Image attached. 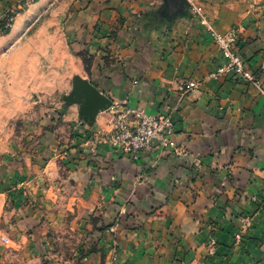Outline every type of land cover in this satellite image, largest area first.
Segmentation results:
<instances>
[{"label":"crops","instance_id":"crops-1","mask_svg":"<svg viewBox=\"0 0 264 264\" xmlns=\"http://www.w3.org/2000/svg\"><path fill=\"white\" fill-rule=\"evenodd\" d=\"M17 2L0 0V15ZM40 2L18 14L12 28ZM198 4L217 31L240 30L237 49L244 66L264 87V0ZM161 6L162 0H75L64 24L71 46L93 57L81 77L112 102L148 113L170 111V138L185 149L176 156L153 147L137 159L106 144L92 151L87 137L109 127L110 110L80 124L79 104L66 105L63 116L76 145L68 160L88 186L81 206L99 224L120 219L98 233L102 256L95 252L88 262L264 264V95L224 76L180 97L179 79L202 80L223 58L186 3L169 24L158 14ZM9 34L0 37V46ZM240 214L253 215V224L233 244ZM210 238L216 241L213 256L206 253Z\"/></svg>","mask_w":264,"mask_h":264},{"label":"rangeland","instance_id":"rangeland-1","mask_svg":"<svg viewBox=\"0 0 264 264\" xmlns=\"http://www.w3.org/2000/svg\"><path fill=\"white\" fill-rule=\"evenodd\" d=\"M37 1L8 9L16 18ZM74 1L43 0L17 30L14 18L0 36L13 29L0 46V264H93L98 233L120 220L102 225L86 215L80 201L88 186L68 160L76 145L63 116L66 97L93 62L64 29ZM211 239L207 256L216 251ZM240 242L234 234L233 244Z\"/></svg>","mask_w":264,"mask_h":264},{"label":"built area","instance_id":"built-area-1","mask_svg":"<svg viewBox=\"0 0 264 264\" xmlns=\"http://www.w3.org/2000/svg\"><path fill=\"white\" fill-rule=\"evenodd\" d=\"M185 2L190 14L209 32L223 62L214 70L209 71L202 80L179 79L176 84L179 96L200 93L205 81H218L224 76L242 80L264 95L261 80L245 68L243 58L237 49L240 30L233 27L224 32L217 31L198 4V0H185ZM14 18V10L7 8L0 18V36L11 28ZM260 68L264 69V54ZM108 109L111 115L109 127L100 129L87 137L86 144L89 145L90 150H95L99 144H106L132 159H137L141 151L150 150L153 147H158L160 150L169 149L176 156L185 154V149L176 145L170 138L173 132L170 111L148 113L142 108L130 107L119 102H112ZM174 109H176L175 106L172 107V110ZM251 199L256 200L255 197ZM252 218L251 214H240L237 217V230L234 233L237 242L241 241L250 231L253 224ZM2 240L8 241V238L2 237ZM210 243L212 252L215 241L211 239Z\"/></svg>","mask_w":264,"mask_h":264},{"label":"water","instance_id":"water-1","mask_svg":"<svg viewBox=\"0 0 264 264\" xmlns=\"http://www.w3.org/2000/svg\"><path fill=\"white\" fill-rule=\"evenodd\" d=\"M185 0H162V6L159 12H162L166 18L165 22H169L176 16L181 14V6ZM67 105L69 103L79 104L80 123L90 124L95 115L99 111L107 110L112 101L98 89H96L87 79L76 76L72 84V89L66 97Z\"/></svg>","mask_w":264,"mask_h":264},{"label":"flooded vegetation","instance_id":"flooded-vegetation-1","mask_svg":"<svg viewBox=\"0 0 264 264\" xmlns=\"http://www.w3.org/2000/svg\"><path fill=\"white\" fill-rule=\"evenodd\" d=\"M158 14L166 18V16L162 12H158Z\"/></svg>","mask_w":264,"mask_h":264},{"label":"trees","instance_id":"trees-1","mask_svg":"<svg viewBox=\"0 0 264 264\" xmlns=\"http://www.w3.org/2000/svg\"><path fill=\"white\" fill-rule=\"evenodd\" d=\"M89 57V56H88ZM65 109V108H64Z\"/></svg>","mask_w":264,"mask_h":264}]
</instances>
